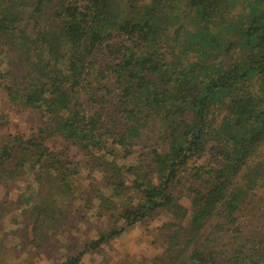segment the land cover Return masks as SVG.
Here are the masks:
<instances>
[{"label": "trees", "instance_id": "1", "mask_svg": "<svg viewBox=\"0 0 264 264\" xmlns=\"http://www.w3.org/2000/svg\"><path fill=\"white\" fill-rule=\"evenodd\" d=\"M0 90L39 119L0 134V221L35 249L78 204L113 223L58 264L159 215L139 264H264V0H0Z\"/></svg>", "mask_w": 264, "mask_h": 264}, {"label": "rangeland", "instance_id": "2", "mask_svg": "<svg viewBox=\"0 0 264 264\" xmlns=\"http://www.w3.org/2000/svg\"><path fill=\"white\" fill-rule=\"evenodd\" d=\"M0 114L8 115L6 125L0 134L5 136L12 132H22L29 136L39 125V119L33 111L17 112L11 109L6 94L0 90ZM51 147L61 146L59 139L48 141ZM57 145V146H56ZM135 158H129L134 162ZM78 181L85 187L90 183L87 171L78 176ZM19 186L10 190H0V203L5 198L12 202L24 193ZM80 206L75 204L74 213L68 232H58L57 236L45 244L42 250L35 249L31 243V233L16 235L10 221H0V264H58L69 255L80 251L84 242L97 236L109 228L113 221L99 218L94 212L81 217ZM16 214V213H15ZM11 214L10 217H15ZM168 220L165 215H159L150 224H136L126 227L123 233L112 239L98 251L88 252L82 258L81 264H139L145 257H153L163 250L165 232L162 225Z\"/></svg>", "mask_w": 264, "mask_h": 264}]
</instances>
